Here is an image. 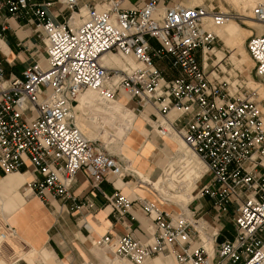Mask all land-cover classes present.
Segmentation results:
<instances>
[{
	"label": "built area",
	"instance_id": "1",
	"mask_svg": "<svg viewBox=\"0 0 264 264\" xmlns=\"http://www.w3.org/2000/svg\"><path fill=\"white\" fill-rule=\"evenodd\" d=\"M161 1L124 8L121 0L83 7L78 0H2L8 15L32 17L43 50L19 74H4L0 62V171L31 169L27 184L42 203L49 197L73 200L69 187L78 171L93 186L129 174L120 156L83 135L72 112L86 89L98 99L126 97L137 111L150 107L155 134L179 137L200 160L204 170L193 198L206 196L217 214L232 205L234 235L213 243L216 225L207 227L195 209L186 206L171 215L160 202L138 199L151 220L145 240L130 232L104 233L91 244L130 264L155 255H171L175 264H264L261 109L251 97H231L211 59L216 34L209 21H241V15L232 5L219 10L180 1L161 6ZM250 14L261 26L248 37L246 53L264 88V0H253ZM4 29L5 22L0 37ZM109 54L132 65L127 62L121 71L105 66L101 57ZM224 57L216 63H225ZM171 109L178 112L169 117ZM105 199L117 214L134 202L116 192ZM11 233L0 218V244Z\"/></svg>",
	"mask_w": 264,
	"mask_h": 264
},
{
	"label": "crops",
	"instance_id": "2",
	"mask_svg": "<svg viewBox=\"0 0 264 264\" xmlns=\"http://www.w3.org/2000/svg\"><path fill=\"white\" fill-rule=\"evenodd\" d=\"M102 1L78 0V5L80 7L88 4L99 5ZM143 1L121 0V5L124 8H132L140 6ZM176 1L179 0H162L160 5L168 6ZM188 1L185 0L183 3L192 5ZM77 19L79 21L76 17L74 21ZM3 22H5V29L0 37V62L4 74H19L23 67L32 63L42 53L43 45L36 37L31 16L14 18L0 7V24ZM149 41L152 45H156L153 39ZM111 62L109 56L104 58L105 64L113 65ZM166 74L168 75V72ZM87 91L83 93H91ZM93 99L97 100L95 96ZM127 101L132 102L122 96L116 102L133 113L135 125L124 133L119 147L114 145L116 151L109 149L107 142L100 141L104 142L109 150L115 152V155H122L123 166L130 170L129 174L104 178L93 186L84 174L78 171L69 187L73 200L67 198L62 201L59 198L49 197L48 202L45 203L40 202L35 196L37 200L28 196L30 189L25 186V183L32 177L30 172H10L0 176V214L2 217L6 216L8 225L16 233L15 238L38 254L35 262L25 261L26 264H85L87 262L124 264L123 260L112 259V253L107 248L92 245L91 240L104 233L119 235L126 232H130L141 241L145 240L148 231L151 230V220L140 207L138 199L160 202L161 208L166 212L172 208L162 201L155 191L164 196L168 195L175 201L172 203L183 211H187L186 204L193 197L190 191L199 176L191 180L185 171L176 167L178 159L175 151L179 137L174 135L162 137L155 134L151 125L153 118L148 111L151 110L150 107L146 106L145 111H138L137 114L131 106L126 104ZM93 110L94 104L82 103L78 97L73 104L75 124L82 120L91 125L94 122ZM177 112V109H171L168 116L172 117ZM122 123L124 130L126 124ZM83 132L85 133L84 130ZM174 156L176 161L172 160ZM22 169L23 167L20 170ZM178 170L181 171L179 177H177ZM165 173L164 179H161ZM139 178L145 181L148 187L142 184ZM21 187L22 191L19 190ZM115 192L134 201L128 210L121 214H117L105 199V195ZM192 200L188 205L195 209L200 220L207 227L216 225L217 235L213 243L223 238L233 237L232 205H227L226 213L217 214L206 196L195 197ZM183 201L185 203H182ZM73 203L77 207H74ZM206 248L211 250L209 243L206 244ZM24 254L22 253L17 259L25 257ZM143 264L175 263L169 255H155Z\"/></svg>",
	"mask_w": 264,
	"mask_h": 264
},
{
	"label": "rangeland",
	"instance_id": "3",
	"mask_svg": "<svg viewBox=\"0 0 264 264\" xmlns=\"http://www.w3.org/2000/svg\"><path fill=\"white\" fill-rule=\"evenodd\" d=\"M179 1L183 2L185 0H179ZM231 1H229V0H189L188 3H191L192 5L193 4H199V3H205L206 5H208V7L212 6L214 9H219V10L231 8V5H232V7L235 9V11H237V13H239L241 15V18H240L241 21L226 20V21H223V22L218 23V24L214 23V25L217 27V29L219 28L220 24H224V23L233 25L236 28L238 36H240L239 37L240 38V45H239L238 49H236L235 46H233V44L228 43V39L225 38L227 33L225 35H221L220 33H218L217 30H215V29L211 28V26H209L216 33V37H215V40H214L213 45H212V46H214L213 52H214L215 56H213L211 54L212 55L211 59L213 61H215V64H213L214 65L213 67L217 70L214 74L221 81L222 88L226 87L225 91L227 90L226 92L229 93L231 95V97H233V96H244V97H251V98L255 99L258 102V105L261 109V113H262V117H263V115H264V112H263V110H264V99H263V97L261 98V96L264 95V88H262L259 85L258 78L255 74L252 62L246 53L247 39L251 34H254L255 31L259 32L260 24L258 23L259 25H257V24L252 22V21H255L254 19H252L251 14H250V6H251V2H253V0H231ZM210 22L211 21H209V23ZM239 48H240V51H239ZM243 53L246 57L245 59H243V55H242ZM223 55L225 56L224 59H226V61H224L225 63H223V61L216 63L217 59H222ZM107 56L110 57V59L112 61L111 63L113 64V66H115L118 63L120 65L115 66V67H117V68L118 67H120V68L127 67V64H126L127 62L124 61L123 59H121L120 57H117L116 55H110V54L105 55V57H107ZM128 62L130 65H132V63H130V61H128ZM213 67H212V65L209 64V62L207 63L206 68L208 70L211 71ZM90 92L93 93V95L96 98L98 97L94 91H90ZM121 97L122 96H119L118 100H120ZM93 104H94V108H96L98 110L99 105H97L95 102ZM126 104L128 106H131L132 109L134 110V112L138 114V111L134 109V107H135L134 102L127 101ZM139 110L145 111L144 108L143 109L139 108ZM148 111H146V112H148ZM77 113H79V112H77ZM106 116H108V117H106ZM100 117H101L100 119L102 120L103 124L113 127V128H111V130L114 134H116L118 130H123L124 125L122 122L127 124V123H130L132 120V117H130L128 114H126L123 119H120L119 116H117L115 114H110V113L104 112V111L101 112ZM77 123L81 127V129H83L85 131L86 135H90V136L93 135V133L95 134L97 132L96 131L97 127L99 126V123L101 124V122L96 123V124L93 122L91 125H88L87 123H85L82 120H79ZM153 132L155 133V131H153ZM101 133L103 135L102 138L92 139V137H91V139H89V140H96L99 143H101L102 145H104V147H105V144L102 141H104L105 143L107 142L108 148L113 150V151H116V149L114 148V142L116 141L115 137L113 138L111 133L109 136L105 137L104 136L105 131H102ZM123 133L124 132H121L119 134L121 136V138L124 135ZM162 137H165V136H162ZM100 140H102V141H100ZM108 148L105 147V149L110 154L115 153V152L109 150ZM186 148H188V147L186 146ZM187 150L192 154V157H193L192 162L193 163L197 162L199 167L203 171L204 169H203V166H202V163L200 162V160L195 156V154L189 148ZM117 152H119V151H117ZM121 156L122 155H120V157ZM172 160L176 161V157L174 156V158ZM24 170L25 169H22V170H20V171L18 170L16 172L22 173V172H24ZM30 171H31V169L28 170V172H30ZM7 173H10V172H7ZM7 173L0 171V176L6 175ZM180 174H181V171L178 170L177 177H179ZM165 175H166V173L163 176H161V179H164ZM140 180L142 181V184H144L145 186L148 187V184L146 185L145 181H143L142 179H140ZM28 181H29V179H28ZM28 181H26L25 186H28V184H27ZM198 182L195 181V183H194V185L190 191L191 194L193 195V197L197 193V189H198L199 183H200V182L199 183ZM19 190L22 191L23 188L21 187V188H19ZM155 193L157 196H159L161 199H163L164 202H166L167 204H169L172 207L170 210H168L171 215H174L176 212H178L179 208L176 204L172 203L175 201L171 197H169L168 195L164 196L162 194L157 193L156 191H155ZM28 196L34 197L35 195L30 190V193L28 194ZM193 197L187 202L186 206L189 204V202L193 201L192 200ZM182 203H185V201H183ZM0 218L1 219L5 218V221L8 222L6 220V216L2 217L0 214ZM200 238L202 240H204V238L202 236ZM20 242L21 241L16 239L15 237L8 239L5 242V244L2 246V249L0 250V264H11L20 255H22V253L23 254L25 253L24 254L25 257L24 256L20 257L13 264H26L25 261L31 263V262H33V261L35 262V260H37L38 254L35 251L29 250L27 248V246L24 245V243L21 242L23 244V245H21ZM169 256L173 259V257L171 255H169ZM158 257H160V256H158ZM173 261H174V259H173ZM125 263L130 264L126 261L124 262V264ZM174 263H175V261H174Z\"/></svg>",
	"mask_w": 264,
	"mask_h": 264
},
{
	"label": "bare ground",
	"instance_id": "4",
	"mask_svg": "<svg viewBox=\"0 0 264 264\" xmlns=\"http://www.w3.org/2000/svg\"><path fill=\"white\" fill-rule=\"evenodd\" d=\"M229 1H231V0H229ZM183 4L190 5V4H186V3H183ZM251 5H252V2H251ZM75 21L78 22V19L75 20ZM252 22L255 23V24H257V25H259L255 21H252ZM209 26H211V28L217 30L218 33H220L221 35H225L227 33V35L225 36V38L228 39V43L233 44V46H235V48L238 49V47L240 45V38H239L240 36H238L237 30H236V28L233 25L224 23V24H220L219 28L217 29V27L214 25V23L213 22H210L209 23ZM259 31H260V29H259ZM239 51H240V48H239ZM242 55H243V59H245L246 57H245L244 53ZM104 58H105V55H102L101 62L105 66L114 67V68L118 69L119 71L124 70V69H127V67H128L127 66V67H124V68L123 67L122 68H120V67L117 68V67H115L113 65L105 64L104 63ZM124 61H126V60H124ZM126 62H128V60ZM128 64H129V62H128ZM118 65H120V64H118ZM86 90H88L87 92L93 91V90H89V89H86ZM86 90H84V91H86ZM84 91H82L80 94L77 95L76 100L79 97L80 98V101L82 103H86V104H91L92 103L93 104L95 102L97 105H99L98 106L99 107L98 110L96 108H94V110H93V112H94V123L96 124V123L101 122V124L99 123V126L97 127V130H96L97 132L95 134L93 133V135H91V136L90 135H86L83 132V130L81 129V127L78 125L77 122H76L75 125L79 128V130L83 133V135L87 139H91V137H92V139L102 138V136H103L102 133H101L102 131H105V135H104L105 137L109 136L110 133H111L112 136H113V138L115 137V139H116V141L114 142L115 147H119V145L121 144V140H122V138H121V136L119 134L121 132H124L125 133L126 131H128V129L130 128V126H133L136 123L135 120H134L135 117H134L133 113L130 112L129 110H127V108L125 106L119 104L118 102L114 101L113 99H110L109 98V99L103 100V99H98V97H97L96 98L97 100H95V99H93L94 98V95L93 94H91V93H83ZM262 97L264 99V95L261 96V98ZM103 111L104 112H108L110 114H115V115L119 116L120 119H123L125 117V115L128 114L130 117H132V120H131L130 123H127L126 124V128L124 130H118L117 133L114 134L112 132V130H111V128H113V127L103 124L102 120L100 119L101 118L100 117L101 116V112H103ZM72 112H73V109H72ZM263 112H264V110H263ZM262 122H263V126H264V115L262 117ZM74 123H75V120H74ZM178 141L179 142L177 143V148H176V151H175L176 154H177V159H178V162L176 163V167L178 169H180L181 171H185V173L188 174V176L190 177V179L191 180H194L198 176H200V174L202 173V170L199 167V165H193V162H192L193 157H192V154L187 150L188 149V148H186L187 145L185 146L181 139L178 140ZM105 147H107V146L105 145ZM15 236H16L15 231H14V233L8 234L6 236V238L4 239L3 243L0 245V250L2 249V246L5 244V242L8 239H11V238H13Z\"/></svg>",
	"mask_w": 264,
	"mask_h": 264
}]
</instances>
